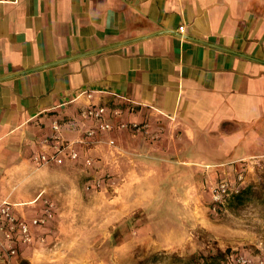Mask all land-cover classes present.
Segmentation results:
<instances>
[{"label": "crops", "instance_id": "obj_1", "mask_svg": "<svg viewBox=\"0 0 264 264\" xmlns=\"http://www.w3.org/2000/svg\"><path fill=\"white\" fill-rule=\"evenodd\" d=\"M88 105H117L106 118L145 129L78 142L94 123L80 116ZM54 121L78 158L39 166L57 142ZM85 158L87 186L106 175L110 185L116 168L124 186L137 184L136 208L166 193L161 177L176 176L183 198V182L263 165L264 0H0V203L41 214L44 190L31 191L44 168ZM51 222L11 264L43 255Z\"/></svg>", "mask_w": 264, "mask_h": 264}, {"label": "rangeland", "instance_id": "obj_2", "mask_svg": "<svg viewBox=\"0 0 264 264\" xmlns=\"http://www.w3.org/2000/svg\"><path fill=\"white\" fill-rule=\"evenodd\" d=\"M47 167L31 192L44 190L56 215L44 233L43 255L23 264H241L239 256L264 264V164L224 175L235 180L242 173L243 186L253 190L216 209L209 191L221 176L183 182V198L176 176L161 177L166 193L136 208L137 184L124 186L116 168L105 171L110 185L88 188L94 173L87 165Z\"/></svg>", "mask_w": 264, "mask_h": 264}, {"label": "built area", "instance_id": "obj_3", "mask_svg": "<svg viewBox=\"0 0 264 264\" xmlns=\"http://www.w3.org/2000/svg\"><path fill=\"white\" fill-rule=\"evenodd\" d=\"M90 97V94H87ZM112 118L118 117L121 114V108L105 105H88L80 110V116L83 120L93 121V125L88 126L83 131L78 142L86 143L100 132H109L113 129L128 128L130 130L142 131L145 129V124L138 122H126L122 120L112 121L106 118L107 113ZM60 124L57 121L52 123L54 130L51 139L57 141L53 144L54 150L50 153H43L35 156L34 160L37 165L42 164H62L63 159L68 156L70 159L75 160L78 158V152L74 149V142L64 140L60 135ZM47 141V140H46ZM110 146L115 145L113 139H108ZM85 164L89 167L92 164V158H85ZM103 177V178H101ZM106 176H98L94 178L93 184H89L88 188L102 187L103 182L107 181ZM244 176L238 173L235 180L222 177L210 188L211 201L213 209L220 207L224 200L232 194L238 193L243 187ZM42 202L41 214L34 216L30 219L22 218L16 215L13 205L8 201L0 203V264H11L12 259L18 253V246H31L35 241L33 228L46 226L51 222L56 215V205L54 201L49 198L43 197L40 193L37 197ZM40 242L45 241V236L40 237ZM237 262L241 264H250L251 260L243 256L236 258ZM232 264V263H229Z\"/></svg>", "mask_w": 264, "mask_h": 264}, {"label": "trees", "instance_id": "obj_4", "mask_svg": "<svg viewBox=\"0 0 264 264\" xmlns=\"http://www.w3.org/2000/svg\"><path fill=\"white\" fill-rule=\"evenodd\" d=\"M251 190H253L252 186H243L238 193L230 195L229 197L225 199V201L229 198H232V200L241 202L243 201L245 195L251 193ZM226 264H229V263L227 262Z\"/></svg>", "mask_w": 264, "mask_h": 264}]
</instances>
